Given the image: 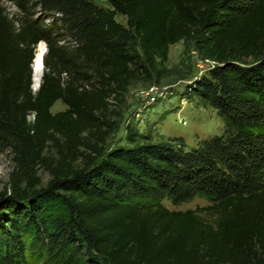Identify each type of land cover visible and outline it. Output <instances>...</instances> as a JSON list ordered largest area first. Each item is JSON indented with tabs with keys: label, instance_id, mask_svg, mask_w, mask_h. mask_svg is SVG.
Wrapping results in <instances>:
<instances>
[{
	"label": "trees",
	"instance_id": "trees-1",
	"mask_svg": "<svg viewBox=\"0 0 264 264\" xmlns=\"http://www.w3.org/2000/svg\"><path fill=\"white\" fill-rule=\"evenodd\" d=\"M107 3L0 0V153L15 162L0 264H30L27 238L62 264H264V0ZM179 42L213 63L189 95L216 111L222 134L187 149L127 130L129 145L107 150L129 87ZM57 102L66 110L53 115ZM196 198L208 205H163Z\"/></svg>",
	"mask_w": 264,
	"mask_h": 264
},
{
	"label": "rangeland",
	"instance_id": "rangeland-1",
	"mask_svg": "<svg viewBox=\"0 0 264 264\" xmlns=\"http://www.w3.org/2000/svg\"><path fill=\"white\" fill-rule=\"evenodd\" d=\"M91 1L108 8L107 0ZM115 21L126 25V19L122 16H116ZM210 68V63L202 61L191 46L183 42L172 45L167 62L158 68V74L145 77L129 87L119 116L114 119L115 129L107 137L104 147L110 150L118 146H128L127 130L134 135L137 142L158 143L179 138L186 144L187 149L195 147L200 140L221 135L223 125L216 111L189 95V87L207 74ZM152 88L159 92L155 103L147 100ZM65 110L66 107L57 102L50 112L54 115ZM29 120L32 121V117ZM45 159V163L54 164L56 155L51 148L46 151ZM14 168L13 154L10 151L0 153V195L3 192L8 193L9 178ZM36 178L40 181L38 188H44L50 181L45 165L36 167ZM163 205L172 211H186L205 207L208 203L202 198H196L177 207L169 202H164ZM26 242L30 264L63 263V258L52 260L51 255L44 249L29 243V238Z\"/></svg>",
	"mask_w": 264,
	"mask_h": 264
},
{
	"label": "bare ground",
	"instance_id": "bare-ground-1",
	"mask_svg": "<svg viewBox=\"0 0 264 264\" xmlns=\"http://www.w3.org/2000/svg\"><path fill=\"white\" fill-rule=\"evenodd\" d=\"M44 53V46L43 44H40L38 47V50L36 52V59L33 62V75H32V88L34 89V91H36L38 89V86H40L41 84V79H42V73H43V66L41 63L42 60V56Z\"/></svg>",
	"mask_w": 264,
	"mask_h": 264
},
{
	"label": "built area",
	"instance_id": "built-area-1",
	"mask_svg": "<svg viewBox=\"0 0 264 264\" xmlns=\"http://www.w3.org/2000/svg\"><path fill=\"white\" fill-rule=\"evenodd\" d=\"M210 65L213 66V63H210ZM158 96H159L158 90L156 88H152L147 95V100L149 103H155L157 101Z\"/></svg>",
	"mask_w": 264,
	"mask_h": 264
},
{
	"label": "water",
	"instance_id": "water-1",
	"mask_svg": "<svg viewBox=\"0 0 264 264\" xmlns=\"http://www.w3.org/2000/svg\"><path fill=\"white\" fill-rule=\"evenodd\" d=\"M41 44H43V46H44V53H43L42 60H41V63H42V66H43V57H44V55H45V53H46V49H47V48H46V45H45L44 43H41ZM39 45H40V44H39ZM39 45H38V46H39ZM36 56H37V55L35 54L34 61H35V59H36ZM34 61H33V62H34ZM32 75H33V67H32ZM32 82H33V79H32ZM38 88H39V86H38ZM32 90L34 91V89H32ZM37 90H38V89H37ZM37 90H36V91H37ZM34 92H35V91H34Z\"/></svg>",
	"mask_w": 264,
	"mask_h": 264
}]
</instances>
